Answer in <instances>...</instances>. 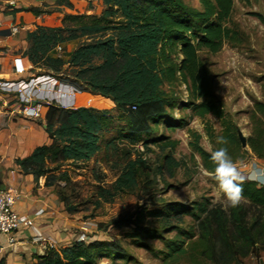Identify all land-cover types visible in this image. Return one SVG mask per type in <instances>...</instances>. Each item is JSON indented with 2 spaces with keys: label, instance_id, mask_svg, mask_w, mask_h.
<instances>
[{
  "label": "trees",
  "instance_id": "1",
  "mask_svg": "<svg viewBox=\"0 0 264 264\" xmlns=\"http://www.w3.org/2000/svg\"><path fill=\"white\" fill-rule=\"evenodd\" d=\"M199 1L200 8L187 5L183 0H102L103 8L98 14L65 12L58 25L35 23L26 31L24 46L20 40L9 44L0 41L1 63L7 66L10 58L22 55L31 63V71L42 68V73L52 74L79 91L91 90L108 97L121 110L120 118L125 119L128 126L132 119L121 114L124 109H137L154 122L166 118L162 107L173 108L177 101L161 86L166 80L179 77L191 100L185 105L199 116L210 112L220 118L222 130L218 137L228 140L224 146L235 161L242 158L247 149L264 159V84L263 100H254L249 112L251 131L246 137V147H242L236 125L213 91V74L198 55L199 49L216 52L225 41L234 44L242 41L239 28L227 24L233 0ZM57 3L72 6L70 0H57ZM17 10L38 14L45 8L28 6L13 11ZM253 13L264 23V15ZM72 39L82 41L66 59L51 54L58 43ZM175 53L182 55L179 62L174 58ZM65 64L71 67L72 73L63 77ZM44 119L50 141L35 146L25 156L16 157L15 162L36 178L44 175L45 185L51 186L59 180L67 185L68 172L60 166L66 161L89 159L98 150L101 132L111 126L113 116L106 109L50 103ZM120 133L131 141L141 140L140 131L121 129ZM192 136L190 145L199 154L203 167L211 170V151L198 143V132L192 131ZM169 143L174 146L176 140ZM221 146L216 143L214 149ZM148 167L140 156L128 159L109 185L96 178L95 195L108 201L116 193L132 189L138 181L139 168ZM243 189L249 203L228 212L220 205L200 204L198 210L192 212L190 206L172 204L169 209L135 210L129 223L136 227L148 217L167 220L171 212L180 211L195 216L197 232L183 229L180 233L185 234L187 240L164 239L165 248L159 250L163 259L185 256L191 264H233L249 254L257 257L264 249V185L246 182ZM58 197L68 213L76 211L61 191ZM143 234L160 235L159 230L151 227L126 232L137 239ZM102 258L109 259L107 264H127L132 259L116 239L93 238L76 239L59 247L49 246L42 255H37L34 264H100ZM118 259L123 262H117Z\"/></svg>",
  "mask_w": 264,
  "mask_h": 264
},
{
  "label": "rangeland",
  "instance_id": "2",
  "mask_svg": "<svg viewBox=\"0 0 264 264\" xmlns=\"http://www.w3.org/2000/svg\"><path fill=\"white\" fill-rule=\"evenodd\" d=\"M183 1L187 5L201 7L199 0ZM84 2L87 6L85 8ZM8 7V4L3 6L0 12L6 13L9 11ZM102 8V0H83L80 1L78 12L98 14ZM253 12L264 15V0H233L227 24L239 28L242 41L238 44L225 41L216 52L198 50L200 60L213 74V91L222 100L224 111L236 125L237 135L241 132L245 138L251 131L249 112L253 101L263 100L264 23ZM4 25L0 19V29L9 27ZM18 36V32L12 33L11 37L14 40L12 42L20 40ZM6 39V35L0 34V41L12 43L6 42ZM80 41L82 39H78V43ZM61 51L59 55L66 59L69 52H65L63 48ZM181 56L178 53L174 54L176 62H179ZM0 64L9 67V63L7 66ZM65 67L66 70L61 75L63 77L72 73L68 64H65ZM32 70V74L44 71L42 68ZM26 76L29 75L23 77ZM161 87L175 97L176 106L170 109L162 107L167 117H162L156 122L145 117L142 112H137V109H124L121 114L130 116L132 119L130 126L126 125L125 119L120 118L121 110L110 98L91 90H81L73 94L70 89L64 88L61 96L51 100L52 103L61 106L84 105L106 109L113 116L111 126L101 132L98 150L89 159L66 161L60 166L61 169L67 170L70 182L64 185L63 181L59 180L51 186L57 195L61 191L67 201L76 207L72 214L84 222L81 227L86 223L87 228L84 230L86 240L92 237L116 239L132 258L127 264H191L185 256L174 260L163 259L159 250L165 248L164 239L186 238L185 234L180 233L183 229L188 230L187 232H197L195 216L183 211L171 212L167 220L161 217H148L134 227L129 220L135 210L169 209L172 204H182L190 206L192 212H195L200 204L207 207L222 206L214 200L215 184L202 174L205 168L199 154L190 145V141L194 139L192 131H196L199 134L198 143L204 149L212 151L222 130L220 118L210 112L199 116L190 106L185 105L190 99L179 77L166 80ZM62 98L65 101L63 105L58 101ZM201 124L204 125L202 129ZM121 129L140 131L141 140L131 141L120 133ZM171 140H176L174 146L170 145ZM137 156L142 157L149 167L146 170L139 168L140 175L136 185L128 191L116 193L111 200L98 199L94 192L97 179L109 185L121 172L126 161ZM249 160L247 149L236 163L243 168L241 164ZM243 203L249 202L245 199ZM162 224L165 225L161 226ZM80 226L77 228L78 233L83 231ZM144 227L155 228L159 230L160 235L151 237L143 234L139 239L126 235V232L133 229L141 231ZM117 262H123V259H118ZM107 263L108 258H102L100 261V264ZM233 264H264V249L259 251L257 257L249 254Z\"/></svg>",
  "mask_w": 264,
  "mask_h": 264
},
{
  "label": "crops",
  "instance_id": "3",
  "mask_svg": "<svg viewBox=\"0 0 264 264\" xmlns=\"http://www.w3.org/2000/svg\"><path fill=\"white\" fill-rule=\"evenodd\" d=\"M0 1V8L3 9V6L7 4L9 6V11L0 12V19L4 26H9L6 28H10L12 33H19L18 38L24 46L26 31L35 23L58 25L61 23L63 13L78 12L80 1L83 0H70L72 3L70 7L58 4L57 0ZM28 6H41L45 8V11L38 14L28 10L13 11L15 8ZM85 7H87L86 2H84ZM77 44L78 39L61 43L65 52H71ZM51 54L56 55L54 51ZM1 60L2 52L0 51V63ZM8 63L9 67H3L0 64L1 79H13L32 74V65L25 56L12 57ZM0 95V187L13 186L18 190L19 194L14 203L15 209L31 217L34 227L42 235V238L37 239L32 227H21L15 232V242L11 245L6 236L0 233V245L3 246L0 264H34L40 248L59 247L76 240L79 234L77 228L84 222L65 210L64 203L52 186L44 184L43 176L36 178L33 174L24 172L15 162L16 157L25 156L35 146L49 142L50 139L44 129V114L47 109H42L40 118L33 117L22 113L21 104L14 95L10 93H0ZM29 125L31 128H28ZM248 154L250 160L241 164L242 172L247 173L253 164L264 167L263 158H258L249 149ZM29 246H34L36 250H31Z\"/></svg>",
  "mask_w": 264,
  "mask_h": 264
},
{
  "label": "built area",
  "instance_id": "4",
  "mask_svg": "<svg viewBox=\"0 0 264 264\" xmlns=\"http://www.w3.org/2000/svg\"><path fill=\"white\" fill-rule=\"evenodd\" d=\"M61 50L62 45L58 43L54 47V52L59 55ZM64 88L70 89L73 94L79 92L75 86L61 82L56 76L49 73L31 74L13 79L0 78V92L13 94L21 104L22 113L39 118L42 116V109H47L54 97L61 96ZM58 101L62 105L65 103L63 98ZM28 128L31 126L29 125ZM18 194V190L13 186L0 188V233L6 236L11 245L15 242V232L21 227H32L35 237L42 238L41 233L34 227L32 218L15 209L14 203ZM81 228L83 231L77 235V239L85 241L87 238L84 233L87 228L86 223ZM2 251L3 246L0 245V256Z\"/></svg>",
  "mask_w": 264,
  "mask_h": 264
},
{
  "label": "clouds",
  "instance_id": "5",
  "mask_svg": "<svg viewBox=\"0 0 264 264\" xmlns=\"http://www.w3.org/2000/svg\"><path fill=\"white\" fill-rule=\"evenodd\" d=\"M203 127L204 125L201 124L200 128ZM216 143L222 146L210 153L213 168L202 170V174L214 182V200L222 205L225 212H228L245 202L244 183L256 182L264 185V167L253 164L249 171L244 173L230 155L228 148L224 146L228 144V140L224 137H217Z\"/></svg>",
  "mask_w": 264,
  "mask_h": 264
},
{
  "label": "water",
  "instance_id": "6",
  "mask_svg": "<svg viewBox=\"0 0 264 264\" xmlns=\"http://www.w3.org/2000/svg\"><path fill=\"white\" fill-rule=\"evenodd\" d=\"M0 34L2 35H6L7 36V39L5 40L6 42H12L14 41L12 39V32H11V29L10 28H5V29H0ZM44 127H45V124H44ZM238 139L240 141V144L241 146H245L246 145V138L245 136L241 133V132H238ZM0 188H4V187H0ZM22 245V244H20ZM24 245V244H23ZM27 245V244H26ZM18 246H16L17 248ZM29 248L33 251L36 250V248L34 246H29ZM45 251V248H40L38 251H37V254L38 255H42Z\"/></svg>",
  "mask_w": 264,
  "mask_h": 264
}]
</instances>
